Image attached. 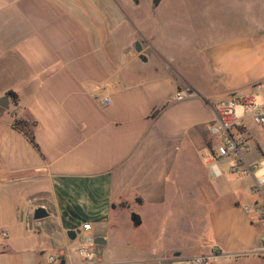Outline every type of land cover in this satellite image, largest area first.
I'll return each instance as SVG.
<instances>
[{
	"label": "crops",
	"instance_id": "1",
	"mask_svg": "<svg viewBox=\"0 0 264 264\" xmlns=\"http://www.w3.org/2000/svg\"><path fill=\"white\" fill-rule=\"evenodd\" d=\"M139 5L0 0V98L9 96L0 105V264H85L77 255L85 235L107 240L91 264H175V255L198 254L222 264L264 254L251 253L263 224L244 211L261 198L254 177L226 189V162L211 157L217 139L208 129L235 90L264 107V34L220 39L172 64L148 52V25L131 19ZM185 88L193 94L175 101ZM16 118L36 122V145ZM243 123L246 157L261 160L264 129ZM133 203L139 225L127 212ZM40 207L47 215L37 218ZM142 225L133 241L131 227Z\"/></svg>",
	"mask_w": 264,
	"mask_h": 264
},
{
	"label": "rangeland",
	"instance_id": "2",
	"mask_svg": "<svg viewBox=\"0 0 264 264\" xmlns=\"http://www.w3.org/2000/svg\"><path fill=\"white\" fill-rule=\"evenodd\" d=\"M137 3L140 4L139 8L133 9L131 19L138 28L143 22L148 25V52L156 58L169 60L172 64L198 58L202 46L220 39L240 33L264 34V0H161L158 5L153 0H133V5ZM196 74L198 76L195 78L199 79L197 82L202 83V72ZM203 83H207L205 79ZM224 160L226 165L220 180L226 183L227 190L236 189L241 179L230 171L231 160ZM261 161L264 164V158ZM262 172L264 168L257 175ZM207 177L216 187V180L210 175ZM136 211H140V206L136 203L129 204L127 212L130 214ZM114 213L117 216L120 209ZM138 228L137 231L133 227L130 229L133 241H137L146 230L144 225ZM222 264H264V254L225 258Z\"/></svg>",
	"mask_w": 264,
	"mask_h": 264
},
{
	"label": "built area",
	"instance_id": "3",
	"mask_svg": "<svg viewBox=\"0 0 264 264\" xmlns=\"http://www.w3.org/2000/svg\"><path fill=\"white\" fill-rule=\"evenodd\" d=\"M192 94L193 92L189 88L179 89L175 92L173 99L181 101ZM106 101L109 103L110 99L107 98ZM246 117L264 129V107L257 101L253 93L238 89L218 104L216 115L208 126L211 134L217 139L215 150L210 155L212 158L230 159L229 168L234 174L254 177L253 190L261 194V198L245 205L244 211L247 215L262 222L264 227V172L257 175L264 164L261 160L249 161L246 157V153L249 151V141L246 133L241 130L244 126L243 119ZM211 171L215 177L222 174L217 163L211 164ZM84 228H91V224H85ZM251 253H264V231L262 245L252 250ZM77 255L85 264H91L98 260L99 249L93 236L85 235L82 237L77 248ZM212 257V255L206 254L187 257L175 255L170 258V262L175 264H213ZM50 259L55 261L54 256H50ZM160 263L168 264L169 260H161Z\"/></svg>",
	"mask_w": 264,
	"mask_h": 264
},
{
	"label": "water",
	"instance_id": "4",
	"mask_svg": "<svg viewBox=\"0 0 264 264\" xmlns=\"http://www.w3.org/2000/svg\"><path fill=\"white\" fill-rule=\"evenodd\" d=\"M160 1L161 0H153L155 5H158ZM135 48H136V52H138V57L141 60V62H147L148 61V56H147V54H145L143 52V47H142L140 41H137V46ZM8 101H9V96H3V97L0 98V105L8 107L9 106ZM45 215H47V212H46L45 208L40 207V208H38L36 210V217L37 218H42ZM132 220H133L135 225H139L141 223L140 216L136 212L132 213ZM70 233L71 232H69V234ZM95 242L97 244L103 245V244L107 243V240L105 238H103V237H100V238L95 239Z\"/></svg>",
	"mask_w": 264,
	"mask_h": 264
},
{
	"label": "trees",
	"instance_id": "5",
	"mask_svg": "<svg viewBox=\"0 0 264 264\" xmlns=\"http://www.w3.org/2000/svg\"><path fill=\"white\" fill-rule=\"evenodd\" d=\"M9 94H11L16 100V94L13 91H10ZM13 124L16 128H19L24 131L29 137V139L36 145L34 135V126L36 125L35 121L16 118Z\"/></svg>",
	"mask_w": 264,
	"mask_h": 264
}]
</instances>
